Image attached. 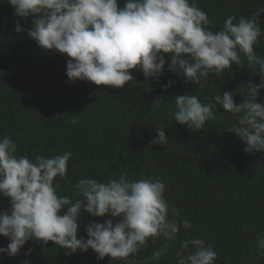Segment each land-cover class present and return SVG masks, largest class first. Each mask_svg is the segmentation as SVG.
I'll return each mask as SVG.
<instances>
[{"label":"clouds","instance_id":"obj_1","mask_svg":"<svg viewBox=\"0 0 264 264\" xmlns=\"http://www.w3.org/2000/svg\"><path fill=\"white\" fill-rule=\"evenodd\" d=\"M7 2L16 17H31L28 38L45 51L56 50L69 58L66 75L71 83L120 89L131 87L132 71L141 72L146 81L159 82L167 67L185 84L202 86L201 81L218 78L234 65L254 69L259 83L249 80L240 86L241 103L235 102L231 91L218 92L214 102L202 101L190 91L173 95L174 110L167 114L197 132L217 120L219 107L234 119L227 130L246 144L244 152H264V103L258 102L264 91V56L257 51L264 36L260 25L264 8L250 17L229 15L214 31L198 0ZM14 31H25L20 19ZM172 83L162 88L167 90ZM168 99L160 96L153 103L167 108ZM71 123H79L75 115ZM151 144H169L163 127L156 129ZM72 155L65 151L30 158L18 153L16 141L7 134L0 136V198L9 203L7 211H0V237L9 240L7 247H0V255L15 257L29 241L45 248L51 241L69 254L91 249L98 261L110 257L109 264H160L175 248L180 230L192 228L190 220L177 219L180 211L167 200V185L158 177L135 180L121 174L104 181L84 177L73 186L75 199L62 195L60 180L68 178ZM82 213L109 218L86 224V237L78 238ZM242 230L250 229L243 225ZM158 240L160 246L139 260L141 252ZM256 251L260 259L264 234L257 237ZM175 258V264H216L218 253L205 239L188 237L180 241Z\"/></svg>","mask_w":264,"mask_h":264},{"label":"trees","instance_id":"obj_2","mask_svg":"<svg viewBox=\"0 0 264 264\" xmlns=\"http://www.w3.org/2000/svg\"><path fill=\"white\" fill-rule=\"evenodd\" d=\"M198 3L214 31L229 15L250 17L257 8H264V0ZM17 19L25 29L19 34L14 31ZM31 25V17H16L7 0H0V136L7 134L16 141L18 153L30 158L71 151L68 178L60 180V193L73 199V186L84 177L101 181L121 174L135 180L160 178L167 185V200L180 211L177 219L192 223L190 230H180L175 248L160 264H175V250L188 237L213 245L216 264H264V255L256 259L257 237L264 234V152L245 153L246 144L227 130L234 119L219 107L217 120L197 132L167 114L174 110L171 97L190 91L206 102H214L218 92L231 91L239 104L243 101L240 86L249 80L259 83L260 76L251 72L255 70L234 65L218 78L201 81L202 86L185 84L167 67L159 82L146 81L141 72L132 71L131 87L120 89L86 81L71 83L66 75L69 58L56 50L45 51L28 38L26 29ZM260 25L264 29V13ZM257 51L264 56V36ZM169 81L171 87L164 90L162 85ZM160 96L169 98L167 108L153 103ZM258 102L264 103V91ZM73 115L78 124L71 123ZM160 127L165 129L168 145L151 144ZM8 209V200L0 198V211ZM108 218L82 213L78 238L86 237V224ZM243 225L250 230L243 231ZM8 243L0 237V247ZM158 246L159 240L138 259L144 261ZM25 260L29 264H109L111 258L98 261L91 249L69 254L51 241L46 248L29 241L15 257L0 255V264H24Z\"/></svg>","mask_w":264,"mask_h":264}]
</instances>
